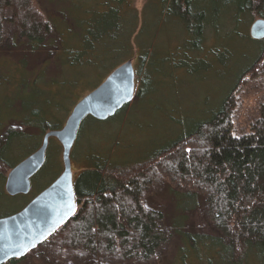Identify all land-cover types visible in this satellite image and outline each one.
I'll use <instances>...</instances> for the list:
<instances>
[{"label":"rangeland","instance_id":"374dc122","mask_svg":"<svg viewBox=\"0 0 264 264\" xmlns=\"http://www.w3.org/2000/svg\"><path fill=\"white\" fill-rule=\"evenodd\" d=\"M35 1L51 23L46 41L31 47L21 27L8 20L0 42V143L12 131L25 133L5 151L12 167L38 149L44 134L40 126L61 129L76 103L115 68L132 59L135 69V98L124 111L110 120L88 118L81 124L71 151L75 180L95 159L109 165L145 161L210 118L258 56L264 38L254 37L252 30L264 18L237 12L236 1L228 7L221 4L228 0L208 5L211 24L198 48L185 25L163 10V0ZM104 27L108 31L100 35ZM10 170L3 172L5 178L0 175V218L22 210L63 172L61 143L50 138L29 193L6 192ZM144 203L164 214L158 230L165 241L151 261L90 251L75 257L49 236L44 242L53 250L43 242L16 264H204L197 254L206 249L205 242L227 243L206 215L204 198L168 178L149 187ZM187 235H198L200 248L194 249ZM58 249L65 255H57Z\"/></svg>","mask_w":264,"mask_h":264},{"label":"trees","instance_id":"16d2710c","mask_svg":"<svg viewBox=\"0 0 264 264\" xmlns=\"http://www.w3.org/2000/svg\"><path fill=\"white\" fill-rule=\"evenodd\" d=\"M222 1L163 0V10L185 25L197 40L193 46L198 48L205 28L211 24L208 5ZM232 1L238 2L237 12L247 10L264 18V0H228L221 3L222 7ZM8 20L21 27L20 35L31 47L44 43L52 30L35 0H0V42ZM104 28L100 35L108 31ZM40 127L44 134L60 129L48 124ZM24 135L23 131H12L6 143H0V175L13 168L5 159L7 146ZM42 141L43 137L38 145ZM163 178L202 196L206 215L228 239L220 245L205 242L206 249L202 250L197 245L199 236L187 235L192 247L201 249L197 255L203 257L204 264H264V38L258 56L240 73L210 118L196 123L145 161L109 165L106 160L95 159L81 172L75 185L79 211L59 226L51 239L65 247V254L75 257L79 251H90L99 257L120 255L151 261L165 241L158 230L164 214L147 207L144 199L149 187ZM46 242L42 246L53 250ZM56 253L65 255L60 249ZM22 258L5 264H16Z\"/></svg>","mask_w":264,"mask_h":264},{"label":"water","instance_id":"95a60500","mask_svg":"<svg viewBox=\"0 0 264 264\" xmlns=\"http://www.w3.org/2000/svg\"><path fill=\"white\" fill-rule=\"evenodd\" d=\"M254 37L264 36V24H256ZM135 69L132 59L115 68L93 91L80 99L65 125L47 131L41 146L11 168L5 182L10 195L27 194L31 178L46 160L50 138L62 145L63 172L19 212L0 218V264L26 256L64 224L76 209L71 151L82 122L89 116L106 121L135 98Z\"/></svg>","mask_w":264,"mask_h":264},{"label":"flooded vegetation","instance_id":"af4514ba","mask_svg":"<svg viewBox=\"0 0 264 264\" xmlns=\"http://www.w3.org/2000/svg\"><path fill=\"white\" fill-rule=\"evenodd\" d=\"M60 175H61V174H60ZM60 175H59V176H60ZM59 176H58V177H59ZM58 177H57V178H58ZM57 178H56V179H57ZM56 179H54V181H55ZM77 179H78V177H77ZM77 179L75 180V179H74V176H73L74 187H75V196H76V209H75V211L73 212V214H72L67 220H70L72 217H74V216L76 215V213H77V210L79 211V205H80V203H79V200H78V196H77V192H76V186H75V185H76V181H77ZM54 181H53V182H54ZM53 182H52V183H53ZM49 185H50V184H49ZM49 185H48V186H49ZM48 186H47V187H48ZM47 187H46V188H47ZM44 189H45V188H44ZM44 189H43V190H44ZM43 190H42V191H43ZM42 191H41V192H42Z\"/></svg>","mask_w":264,"mask_h":264}]
</instances>
